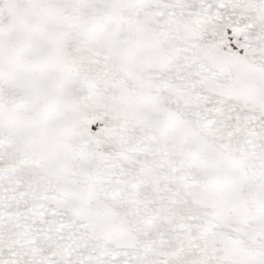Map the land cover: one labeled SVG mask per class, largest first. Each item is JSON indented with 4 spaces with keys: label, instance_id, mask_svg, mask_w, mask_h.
<instances>
[{
    "label": "snow or ice",
    "instance_id": "1",
    "mask_svg": "<svg viewBox=\"0 0 264 264\" xmlns=\"http://www.w3.org/2000/svg\"><path fill=\"white\" fill-rule=\"evenodd\" d=\"M0 264H264V0H0Z\"/></svg>",
    "mask_w": 264,
    "mask_h": 264
}]
</instances>
